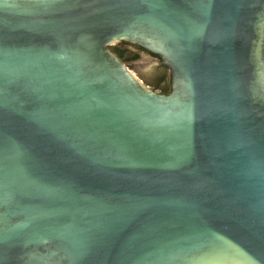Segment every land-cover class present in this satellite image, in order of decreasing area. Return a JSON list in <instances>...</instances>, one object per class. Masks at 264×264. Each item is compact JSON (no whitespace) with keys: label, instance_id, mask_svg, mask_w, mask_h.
Returning a JSON list of instances; mask_svg holds the SVG:
<instances>
[{"label":"water","instance_id":"1","mask_svg":"<svg viewBox=\"0 0 264 264\" xmlns=\"http://www.w3.org/2000/svg\"><path fill=\"white\" fill-rule=\"evenodd\" d=\"M0 264H264V0H0Z\"/></svg>","mask_w":264,"mask_h":264},{"label":"rangeland","instance_id":"2","mask_svg":"<svg viewBox=\"0 0 264 264\" xmlns=\"http://www.w3.org/2000/svg\"><path fill=\"white\" fill-rule=\"evenodd\" d=\"M121 42L122 41H118L113 45L127 49L123 47V45H121ZM136 54H139L140 56L127 60H124L118 54L117 55L126 63V66L138 77V79L146 87L153 89L155 84H160L161 88H165L168 84V77H170L169 70L166 69V67L159 59L148 52L137 51L134 48H131L130 50L125 52L127 58L133 57Z\"/></svg>","mask_w":264,"mask_h":264},{"label":"flooded vegetation","instance_id":"3","mask_svg":"<svg viewBox=\"0 0 264 264\" xmlns=\"http://www.w3.org/2000/svg\"><path fill=\"white\" fill-rule=\"evenodd\" d=\"M121 45H123V47H125V48H127L129 50L131 48H134L137 51H145V52H148V53L154 55L157 59H159L162 62V64L166 67V69L171 70L170 66L165 62V60L162 57V55L153 52L152 50H150L149 48H147L145 45H143V43H141V42H136V41L129 40V39H123L122 42H121ZM167 83L168 84H167V86L165 88H163V87L161 88V85L160 84H155V86L153 87V90L156 91V92H158V93H162V94H168V93L171 92V90L173 91V89H174V86L173 85L174 84H173V76H172V73H171L170 77H168Z\"/></svg>","mask_w":264,"mask_h":264},{"label":"trees","instance_id":"4","mask_svg":"<svg viewBox=\"0 0 264 264\" xmlns=\"http://www.w3.org/2000/svg\"><path fill=\"white\" fill-rule=\"evenodd\" d=\"M111 49L114 50L120 57H122L124 60H127V59H132V58H135L137 56H139V54H136L135 56L133 57H130V58H127L126 55H125V52L128 51L129 49H124L120 46H114V45H111ZM172 92V90H171ZM170 92V93H171ZM168 93V94H170Z\"/></svg>","mask_w":264,"mask_h":264}]
</instances>
